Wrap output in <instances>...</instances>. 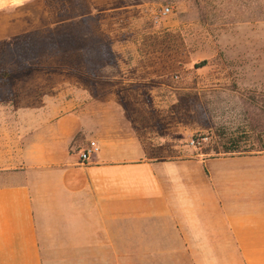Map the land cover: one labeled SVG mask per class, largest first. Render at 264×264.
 Returning <instances> with one entry per match:
<instances>
[{"label":"crops","instance_id":"1","mask_svg":"<svg viewBox=\"0 0 264 264\" xmlns=\"http://www.w3.org/2000/svg\"><path fill=\"white\" fill-rule=\"evenodd\" d=\"M40 15L0 0V41ZM260 49L238 51L246 73ZM51 81L18 77L0 105V264H264V152L153 155Z\"/></svg>","mask_w":264,"mask_h":264},{"label":"rangeland","instance_id":"2","mask_svg":"<svg viewBox=\"0 0 264 264\" xmlns=\"http://www.w3.org/2000/svg\"><path fill=\"white\" fill-rule=\"evenodd\" d=\"M12 30L0 43L31 48L13 61L12 82L57 79L51 89L88 98L153 155L203 156L217 135L264 147L251 134L264 124V0H41L35 26ZM242 48H261L247 73Z\"/></svg>","mask_w":264,"mask_h":264},{"label":"trees","instance_id":"3","mask_svg":"<svg viewBox=\"0 0 264 264\" xmlns=\"http://www.w3.org/2000/svg\"><path fill=\"white\" fill-rule=\"evenodd\" d=\"M16 41L17 39L0 43V105L10 104L14 99L11 89L13 79L11 69L13 61L18 60L20 56L28 60L31 56V48H28L27 45L24 44H15L14 42ZM44 45H46L45 42ZM201 65V67H204L205 63H202ZM259 114L261 120L264 121V107L259 110ZM251 134L257 135V143L258 145H261V138L264 137V124L259 121L258 127L254 128ZM216 137L218 139L217 142H215L211 148L203 150V156L215 158L220 156H236L264 152L263 146H259L256 151H245L240 148V140H224V136L220 135H217Z\"/></svg>","mask_w":264,"mask_h":264},{"label":"built area","instance_id":"4","mask_svg":"<svg viewBox=\"0 0 264 264\" xmlns=\"http://www.w3.org/2000/svg\"><path fill=\"white\" fill-rule=\"evenodd\" d=\"M169 10L165 11V14H167ZM98 152V147L94 143H90L88 148L80 155L79 162L82 164L84 161H86L91 156L95 155Z\"/></svg>","mask_w":264,"mask_h":264},{"label":"clouds","instance_id":"5","mask_svg":"<svg viewBox=\"0 0 264 264\" xmlns=\"http://www.w3.org/2000/svg\"><path fill=\"white\" fill-rule=\"evenodd\" d=\"M21 2H23V0H21Z\"/></svg>","mask_w":264,"mask_h":264}]
</instances>
